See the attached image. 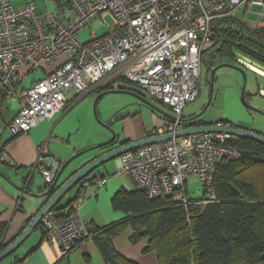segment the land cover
I'll list each match as a JSON object with an SVG mask.
<instances>
[{"label":"built area","instance_id":"1","mask_svg":"<svg viewBox=\"0 0 264 264\" xmlns=\"http://www.w3.org/2000/svg\"><path fill=\"white\" fill-rule=\"evenodd\" d=\"M253 5L264 11V0H47L42 10L34 0L19 7L0 0V92L20 101L7 130L13 136L26 133L62 112L72 92L82 95L123 79L169 108L170 120L150 136H172L122 153L120 170L149 198L171 197L184 206L190 202L186 182L195 175L204 194L193 202L215 201L216 164L241 158L242 150L228 144L232 136L227 134L176 137L175 133L188 126L182 120V109L200 94L202 51L214 42L217 23L240 20L238 14ZM105 13L113 17L106 33L97 36L92 32L81 39L91 22L95 20V28L103 24ZM258 21L263 27L264 13ZM236 55L238 62L250 63L242 54ZM24 65L29 70L44 65L52 69L18 95L16 87L26 74ZM0 158L8 159L4 152ZM37 163L49 185L58 163L43 154ZM94 181L104 183L100 178ZM80 202L77 198L49 211L40 221L44 237L56 240L63 255L92 238L90 225L79 215Z\"/></svg>","mask_w":264,"mask_h":264},{"label":"crops","instance_id":"2","mask_svg":"<svg viewBox=\"0 0 264 264\" xmlns=\"http://www.w3.org/2000/svg\"><path fill=\"white\" fill-rule=\"evenodd\" d=\"M10 1L15 7L28 2V0ZM34 2L42 10L47 0H34ZM257 27H260L259 21L255 28ZM37 69L29 70L26 65L22 67L26 74L16 87V94L19 95L33 82L43 78L51 71L52 66L44 65L39 71ZM30 75L32 77L27 80ZM113 81L107 83H111L110 89L122 86L112 84ZM104 85L106 84L95 87L82 95L72 92L62 112L49 120L40 122L28 132L16 136L10 134L6 125L19 111L20 101L19 98L7 100L0 119V156L4 152L8 157L6 160L0 158V225L5 226L2 237L3 247L12 242L26 228L47 201V197L40 195L48 185L41 176L40 165L37 163L39 154L55 160L59 169L68 158L77 152L109 140L112 137V131L117 134V139L112 146H117L150 136L153 130L170 120L169 112L163 109L159 112L148 105L145 109L149 114L144 117L143 109L140 108L142 103L135 98L136 101L127 100L118 106L114 105L112 107L114 111L111 113L107 112L108 107H102L97 112L93 106L94 116L101 122L99 124L92 115L91 104L93 98H96L101 91L109 90L101 89ZM262 90L264 89L261 88V94ZM103 97L104 95L97 102ZM181 116L182 119L188 118L182 113ZM201 122L204 121L201 120ZM99 151L103 150H92L72 159L59 182L71 176ZM86 177L88 185L83 187ZM95 178L102 179L103 185L95 182ZM134 190L133 181L120 170V161L116 158L82 177L63 194L50 211L66 207L77 198H81L80 217L90 225L91 229L102 228L124 221L126 214L113 208L112 198L119 192ZM132 232L130 224H125L112 238L116 251L137 264H157L154 253L142 251L145 246L144 240L136 243L130 242ZM18 260H21V264H109L104 260L97 242L93 239L80 242L74 250L63 255L56 240L44 237L40 223L17 248L0 260V264H15Z\"/></svg>","mask_w":264,"mask_h":264},{"label":"trees","instance_id":"3","mask_svg":"<svg viewBox=\"0 0 264 264\" xmlns=\"http://www.w3.org/2000/svg\"><path fill=\"white\" fill-rule=\"evenodd\" d=\"M215 32L214 42L202 51L201 63L206 61L210 70L217 58L234 63L237 52L264 68V26L250 29L242 21L226 19L217 23ZM110 84L101 89H110ZM7 100L0 92V119ZM228 144L242 150V156L216 164L213 202L197 205V199H190L184 206L171 197L149 198L137 188L117 193L112 206L126 214L124 221L90 230L104 260L137 264L112 242L130 224V242L144 240L142 251L154 253L157 264H264V144L243 137H231ZM4 227L0 225V250Z\"/></svg>","mask_w":264,"mask_h":264},{"label":"rangeland","instance_id":"4","mask_svg":"<svg viewBox=\"0 0 264 264\" xmlns=\"http://www.w3.org/2000/svg\"><path fill=\"white\" fill-rule=\"evenodd\" d=\"M263 13L264 11L261 6L253 5L250 9L247 10L245 14L239 13L238 19H240L239 21H242L248 28L254 29L258 22V15ZM101 21L103 22V24L96 28L93 27L95 20L91 22V25L87 27L86 30H83L81 32V39H87L89 37V34L91 35L92 32L97 36L105 34L108 25H111L113 23V17L109 13H105L103 14ZM206 45L208 44H205V46ZM233 62L234 63L227 62L226 60L220 61L219 58L215 60V65H218L220 63H231L234 65V67L220 66L215 70L211 102L204 113L200 116V118L203 119L204 122H221L223 124L231 123L232 125H236L238 127L252 130L264 135V96L260 91L261 88L264 89V76H262L264 74L258 72L252 65H248L247 67L246 65L238 62L237 57ZM256 67H259L262 70L264 69L261 65ZM37 70L39 71L40 68H38ZM210 71L211 70L209 69L207 62L203 61L200 67V94L195 100L191 101L183 107V116H188V118H190L191 116L199 113L205 107L210 93ZM243 71L245 73V80ZM32 75H30L27 80L30 79ZM113 83L116 86L122 85L134 88L133 85L129 84L125 80L116 79L112 82V84ZM243 86L244 99L247 104L260 111L250 109L244 104L241 99ZM137 90L151 102L156 104L160 109H163V111L165 112H169V108L167 105L164 104L161 106L158 102L151 100L145 91L140 89ZM94 100L95 97L93 98L91 105L93 113L92 115L95 118L93 110ZM127 100L136 101L134 96L127 93L109 92L104 95V97L99 102L96 103V111L98 112L102 107H108L106 110L107 112L111 113L114 111V108H112L114 105L118 106L125 103V101ZM140 103L142 102L140 101ZM146 106L147 105L144 103H142V106H140V108L143 109L142 115L144 117H147L149 114L145 109ZM95 120L99 124H101V122L96 118ZM186 190V195L188 198H201L203 188L197 176L193 175L188 178L186 182Z\"/></svg>","mask_w":264,"mask_h":264},{"label":"water","instance_id":"5","mask_svg":"<svg viewBox=\"0 0 264 264\" xmlns=\"http://www.w3.org/2000/svg\"><path fill=\"white\" fill-rule=\"evenodd\" d=\"M248 67V64L242 63ZM220 66H233L231 63H220L214 67L211 68L210 71V93H209V98L208 101L205 105V107L196 115L191 116L190 118L187 119H182L187 123V127L183 128L182 130H179L175 133L176 137L179 136H184V135H189V134H198V133H209V134H227L232 137H243V138H248L251 140H255L257 142H260L264 144V135L260 134L258 132L248 130L245 128L238 127L236 125L232 124H223L221 122L215 123V122H201L197 121L195 123H190L191 121H195L200 116L204 113V111L207 109V107L210 105L211 98H212V89H213V83H214V73L215 70L220 67ZM238 68V67H237ZM244 73V71H243ZM244 75V80H245V73ZM264 88V86H263ZM109 92H124L128 93L135 98H137L139 101L142 103L148 105L149 107L162 112L161 109L151 102L149 99H147L144 95H142L140 92H137L135 90L131 89H125V88H112L109 90H104L101 91L95 98L94 100V110L96 108V103L97 100L102 96L105 95ZM241 99L244 102V104L253 110L260 111L256 108H253L252 106L248 105L247 102L244 99V86H243V91L241 95ZM172 134H162V135H155V136H147L145 138L135 140V141H130V142H124L121 143L120 145L117 146H112L113 143L117 139V134L112 131V137L105 141L102 144H99L97 146L87 148L85 150H82L80 152H77L70 158H68L58 169L53 181L46 186L47 188L40 194L43 197H47V201L45 204L40 208V210L36 213V215L33 217L31 222L26 226V228L8 245L4 246L0 250V260L8 256L17 246L27 237V235L40 223L41 219L43 216L52 210L58 200L63 196V194L71 188L75 183H77L82 177L90 173L92 170L96 169L97 167L105 164L106 162L110 160H114L118 158L122 153L134 150L138 147L147 145V144H152L157 141H161L167 138H171ZM103 150L99 151L97 154H95L88 162H86L81 168H79L77 171H75L71 176H69L67 179H65L63 182H59L61 179V176L67 167V165L70 163L72 159L75 157L84 154L86 152L92 151V150Z\"/></svg>","mask_w":264,"mask_h":264},{"label":"bare ground","instance_id":"6","mask_svg":"<svg viewBox=\"0 0 264 264\" xmlns=\"http://www.w3.org/2000/svg\"><path fill=\"white\" fill-rule=\"evenodd\" d=\"M245 56H242V58H244ZM247 64L249 65V66H251L252 64H250V63H248L247 62ZM253 67H254V69H256V70H259V71H261L263 74H264V69L262 70V69H260L259 67H256V66H254V65H252ZM262 94H263V96H264V90H262Z\"/></svg>","mask_w":264,"mask_h":264},{"label":"flooded vegetation","instance_id":"7","mask_svg":"<svg viewBox=\"0 0 264 264\" xmlns=\"http://www.w3.org/2000/svg\"><path fill=\"white\" fill-rule=\"evenodd\" d=\"M201 120H203V119H201V118H198V119H197V120H195V121H196V122H197V121L199 122V121H201Z\"/></svg>","mask_w":264,"mask_h":264}]
</instances>
